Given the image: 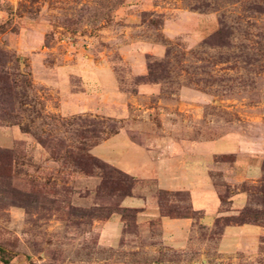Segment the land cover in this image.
Segmentation results:
<instances>
[{
	"label": "rangeland",
	"instance_id": "1",
	"mask_svg": "<svg viewBox=\"0 0 264 264\" xmlns=\"http://www.w3.org/2000/svg\"><path fill=\"white\" fill-rule=\"evenodd\" d=\"M4 260L264 264V0H0Z\"/></svg>",
	"mask_w": 264,
	"mask_h": 264
},
{
	"label": "crops",
	"instance_id": "2",
	"mask_svg": "<svg viewBox=\"0 0 264 264\" xmlns=\"http://www.w3.org/2000/svg\"><path fill=\"white\" fill-rule=\"evenodd\" d=\"M115 137V136H114ZM112 136V138H107L106 140H104V142H101L99 143L98 145L95 146V150L97 149H101V147H103V145L107 144V143H110L111 141H113L115 138ZM115 141V140H114ZM103 143V144H102ZM100 155V154H99ZM101 156V155H100ZM107 161H110L112 164H114L113 161L109 160V159H106ZM136 160V159H133V161ZM132 161V160H130ZM126 162L125 165H117L116 166H120V168L130 174H133V175H137V176H142L143 174H141L142 172H144V167L141 168V170H139L140 172V175L138 174L137 171V163L134 162ZM160 187H162V189H166V188H170V187H167L166 185L160 183ZM191 192V191H190ZM194 195L191 194V198H192V208L195 209V210H201V209H205L206 207H208V203L209 202H206L208 201L212 196V192L209 191V189H204L203 193H197V192H194L193 193ZM237 199L239 200L238 204L235 206L236 209H240L244 206L245 202H246V198L242 196V194H238L237 195ZM133 198L132 197H128L126 202H124L123 204L127 207H134L136 205H139L138 203H133L132 202ZM210 204V203H209ZM214 204H210L209 206H213ZM176 221H179V220H183V221H187L186 218H181V219H174ZM187 223V222H185ZM239 228H242V229H246V230H250L251 227H253L254 229H256V226L255 225H252V224H241L238 226ZM261 229V227H260ZM260 233H263L262 230H260Z\"/></svg>",
	"mask_w": 264,
	"mask_h": 264
},
{
	"label": "trees",
	"instance_id": "3",
	"mask_svg": "<svg viewBox=\"0 0 264 264\" xmlns=\"http://www.w3.org/2000/svg\"><path fill=\"white\" fill-rule=\"evenodd\" d=\"M87 160H88V159H84V162L87 163V162H86ZM3 262H4L3 264H7V261H6V260H4Z\"/></svg>",
	"mask_w": 264,
	"mask_h": 264
}]
</instances>
